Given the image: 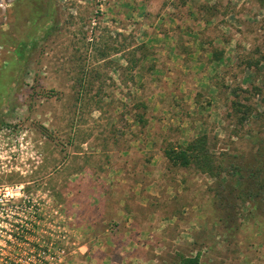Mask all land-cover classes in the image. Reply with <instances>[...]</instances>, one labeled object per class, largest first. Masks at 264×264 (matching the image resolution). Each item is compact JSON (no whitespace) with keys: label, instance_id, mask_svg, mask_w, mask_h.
<instances>
[{"label":"rangeland","instance_id":"obj_1","mask_svg":"<svg viewBox=\"0 0 264 264\" xmlns=\"http://www.w3.org/2000/svg\"><path fill=\"white\" fill-rule=\"evenodd\" d=\"M170 35L185 54L174 56L184 75L173 84L165 78L175 65L154 56ZM138 46L152 56L132 70ZM260 53L258 0H0V264H106L111 250L118 264H176L177 254L197 253L201 264H264V219L245 209L240 228L227 229L213 180L168 168L163 153L197 129L217 153L252 152L249 123L240 129L229 113L234 90L264 85V64L247 63ZM192 72L203 74L196 100L180 89ZM168 100L173 111L159 113L154 101ZM109 166H135L130 179L155 182L154 200L140 206L155 213L124 249L97 238L91 253L82 205L102 198L91 183L119 180ZM147 166L150 177L139 172Z\"/></svg>","mask_w":264,"mask_h":264},{"label":"trees","instance_id":"obj_2","mask_svg":"<svg viewBox=\"0 0 264 264\" xmlns=\"http://www.w3.org/2000/svg\"><path fill=\"white\" fill-rule=\"evenodd\" d=\"M258 2L264 9V0H258ZM36 3L41 4V1ZM43 9L41 6H36L40 16L46 14ZM42 24V29L45 30L48 23L44 21ZM134 52H139L140 56L139 54L137 57L134 56L132 60H129L128 65L131 63L132 70L143 69L144 59L151 57L152 54H148L146 46H138ZM213 54L217 61L221 58V55L216 58V52ZM247 63L249 67H259L260 64H264V54L260 53L259 58L249 59ZM155 65L157 71L164 73V70L157 68L160 67V63L156 62ZM244 92L248 93L247 98H242L241 93ZM51 93L54 91L51 90ZM233 93L235 98L231 102L229 116L237 119L240 129L249 123L250 128L246 133L257 139L254 149L248 156L232 154L228 149H223L219 153L215 152L206 133L200 134L184 145L176 146L169 143L163 147L164 156L170 165L168 168L192 169L213 180L210 190L222 214L223 219L220 220L226 223L227 229L233 226L240 228L245 209L252 211L255 217L264 219V85H254L251 90H234ZM143 108L147 106L144 104ZM134 119L140 125L149 123L145 119V113L135 114ZM240 129L233 132L231 137L239 136ZM254 130H257L255 134ZM146 133L142 134L148 135V130ZM176 261V264H201V254H177Z\"/></svg>","mask_w":264,"mask_h":264},{"label":"crops","instance_id":"obj_3","mask_svg":"<svg viewBox=\"0 0 264 264\" xmlns=\"http://www.w3.org/2000/svg\"><path fill=\"white\" fill-rule=\"evenodd\" d=\"M175 20L176 19L173 20L172 18H170L171 22ZM172 37L174 40H172ZM162 43L163 46L166 47L157 49V53L154 56L164 58L165 65H175V70L169 72V74H167L165 78L166 81L167 76H169L171 78V83L173 84L177 80L176 78H174L177 71H181L180 73H178L184 75V71H182L181 68H179L178 70V65L175 64L174 56H179L181 58L185 57V54L180 50L182 48L179 49V47L176 46L177 42L173 35L168 36L165 40H163ZM170 47L171 49L169 50ZM194 54L195 53L189 54L187 55V57H192ZM202 75L203 74L200 75L194 72L193 74L188 76V80L185 81V88H183V86H181L180 88L182 91L184 90L185 95H187V97L190 96L192 100H196L194 97L198 95L201 87H204L202 83ZM189 81L191 83H189ZM200 84L201 86L199 88ZM174 91H172V94L169 91H166L165 96H168V99L172 98L173 95H175L173 93ZM191 103L192 102H190L189 105H191ZM153 105L158 109L159 113H161L160 111H162L167 114L168 112H170L169 109L173 111V104L169 100L167 104H164V106H162L160 102L155 101ZM198 134L199 130L197 129L196 134L194 135L198 136ZM150 167L152 168V170H150ZM135 168V166H109L107 168L108 171H115L116 173H118L116 177H118L119 180L117 179L108 181L107 177L110 176L109 174L103 181L99 183H91V193L95 195L99 194L100 197H102L97 200L92 199L87 204L82 205V208L84 210L83 213L85 216L84 219L89 226L87 235L90 236L91 246L89 247L88 243H85V248L87 247V249H89L91 253L95 252L92 241H97V238H101L102 240L106 238L107 241L109 238H112V244L114 247L120 246L122 249H124L126 246L125 239H127L128 242L130 241V239L133 240V238L137 236L136 233L139 232V229L146 227L142 225V221H148L149 224L152 223L150 221V219L153 218L151 214H154L155 211H150L148 209L146 213L143 208L149 206L150 200H154L155 198V182L152 180L138 181L135 179H130L129 177L133 176L137 172ZM153 169L154 166H147L146 169L142 168L139 172L150 177V172L154 174ZM81 204L79 203L80 207ZM140 206H142L143 208H141ZM96 241H94V243ZM130 257L132 258V256ZM105 261L107 262L106 264L119 263V261L115 259L113 250H111L110 253H107V255L105 256Z\"/></svg>","mask_w":264,"mask_h":264},{"label":"built area","instance_id":"obj_4","mask_svg":"<svg viewBox=\"0 0 264 264\" xmlns=\"http://www.w3.org/2000/svg\"><path fill=\"white\" fill-rule=\"evenodd\" d=\"M36 222V220L34 219V223ZM13 236H16V237H18L19 239H23V238H25V235L24 234H19L18 232H16V234H14Z\"/></svg>","mask_w":264,"mask_h":264}]
</instances>
